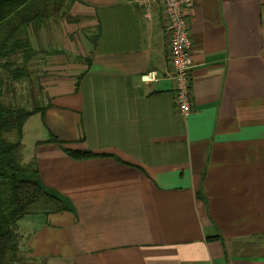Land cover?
I'll use <instances>...</instances> for the list:
<instances>
[{"label": "crops", "instance_id": "0c3cea01", "mask_svg": "<svg viewBox=\"0 0 264 264\" xmlns=\"http://www.w3.org/2000/svg\"><path fill=\"white\" fill-rule=\"evenodd\" d=\"M37 1L46 104L23 162L73 210L21 219L16 264H264V0L188 12L186 117L158 5L145 18L131 0H56L49 23L54 0ZM52 136L105 156L73 159Z\"/></svg>", "mask_w": 264, "mask_h": 264}, {"label": "trees", "instance_id": "16d2710c", "mask_svg": "<svg viewBox=\"0 0 264 264\" xmlns=\"http://www.w3.org/2000/svg\"><path fill=\"white\" fill-rule=\"evenodd\" d=\"M44 8L36 0H0V68H7L10 58L18 53H22L25 61L33 55L27 28L35 26ZM2 98L0 83V264H16L18 222L25 216L72 211L73 207L66 198L41 183L34 160L21 161L22 130L36 110L7 105ZM10 132L16 133V141L6 138ZM49 141L59 143L67 155L76 160L105 156L68 149L54 136Z\"/></svg>", "mask_w": 264, "mask_h": 264}, {"label": "built area", "instance_id": "2783aa9c", "mask_svg": "<svg viewBox=\"0 0 264 264\" xmlns=\"http://www.w3.org/2000/svg\"><path fill=\"white\" fill-rule=\"evenodd\" d=\"M197 0H131L143 10L145 18L151 17L152 7L158 5L166 16L165 31L168 35V54L171 65V77L174 83V101L177 111L188 116L192 110L191 69L192 37L188 23V12ZM143 82L157 80L155 71L141 76Z\"/></svg>", "mask_w": 264, "mask_h": 264}, {"label": "rangeland", "instance_id": "374dc122", "mask_svg": "<svg viewBox=\"0 0 264 264\" xmlns=\"http://www.w3.org/2000/svg\"><path fill=\"white\" fill-rule=\"evenodd\" d=\"M62 4L56 0L48 2L46 11L49 23L56 20L63 12ZM34 56V54H33ZM40 57L31 58L25 61L22 53L13 55L10 58L11 64L7 68H0V83H2L3 98L2 101L7 105L22 107L26 110L35 111L41 109L46 104L44 88L41 85V76L43 73ZM21 69V70H20ZM26 69V72L24 71ZM20 70V71H19ZM23 70V72H21ZM27 132L25 134V146L22 145L21 161L23 154H28V142L38 134V117L30 116L26 121ZM9 141H16V133L10 132L6 135ZM25 151V153H23Z\"/></svg>", "mask_w": 264, "mask_h": 264}]
</instances>
